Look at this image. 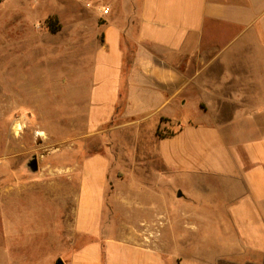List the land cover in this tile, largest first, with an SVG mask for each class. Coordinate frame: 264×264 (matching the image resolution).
Segmentation results:
<instances>
[{
  "label": "crops",
  "instance_id": "1",
  "mask_svg": "<svg viewBox=\"0 0 264 264\" xmlns=\"http://www.w3.org/2000/svg\"><path fill=\"white\" fill-rule=\"evenodd\" d=\"M53 4L86 16L97 144L77 183L18 185L75 193L36 230L46 264H264V0Z\"/></svg>",
  "mask_w": 264,
  "mask_h": 264
},
{
  "label": "rangeland",
  "instance_id": "2",
  "mask_svg": "<svg viewBox=\"0 0 264 264\" xmlns=\"http://www.w3.org/2000/svg\"><path fill=\"white\" fill-rule=\"evenodd\" d=\"M54 2L0 0V264L21 257L46 264L52 258L36 230L51 200L59 194L73 199L75 193L19 192L18 185L77 183L78 153L97 144L93 138L86 143L84 91L92 50L86 48V16L81 7L55 12ZM34 158L36 171L29 166ZM4 189L24 197L7 201L9 234L1 249Z\"/></svg>",
  "mask_w": 264,
  "mask_h": 264
},
{
  "label": "water",
  "instance_id": "3",
  "mask_svg": "<svg viewBox=\"0 0 264 264\" xmlns=\"http://www.w3.org/2000/svg\"><path fill=\"white\" fill-rule=\"evenodd\" d=\"M29 166H30L32 171H36L37 170L38 166H37V161H36L35 158L30 162ZM56 264H61V261H59Z\"/></svg>",
  "mask_w": 264,
  "mask_h": 264
},
{
  "label": "bare ground",
  "instance_id": "4",
  "mask_svg": "<svg viewBox=\"0 0 264 264\" xmlns=\"http://www.w3.org/2000/svg\"><path fill=\"white\" fill-rule=\"evenodd\" d=\"M21 127H22V126H21L20 124L17 125V128L21 129Z\"/></svg>",
  "mask_w": 264,
  "mask_h": 264
},
{
  "label": "built area",
  "instance_id": "5",
  "mask_svg": "<svg viewBox=\"0 0 264 264\" xmlns=\"http://www.w3.org/2000/svg\"><path fill=\"white\" fill-rule=\"evenodd\" d=\"M105 11H107V10H105ZM105 11H104V13H105Z\"/></svg>",
  "mask_w": 264,
  "mask_h": 264
}]
</instances>
